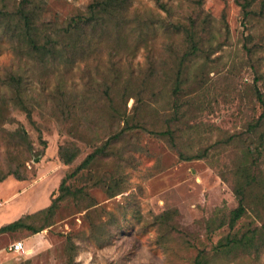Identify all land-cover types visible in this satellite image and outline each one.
<instances>
[{"label": "rangeland", "instance_id": "obj_1", "mask_svg": "<svg viewBox=\"0 0 264 264\" xmlns=\"http://www.w3.org/2000/svg\"><path fill=\"white\" fill-rule=\"evenodd\" d=\"M102 1L28 0L40 42L59 48L46 58L17 40L20 24L11 15L23 0H0V12L9 14L0 20V96L7 100L0 99V176L18 171L27 178L0 183V228L49 207L63 178L125 128L115 108L129 126L147 128L129 127L68 182L78 193L60 203L50 227L0 235V264H194L202 250L208 264H264V246L216 248L251 229L264 238V107L255 93L264 94L262 0L245 22L236 0H128L95 31L70 38V20L88 17ZM109 10L94 14L101 20ZM192 22L204 40L182 65ZM179 68L182 90L175 94ZM13 73L30 83L24 97L32 121L15 106L14 92L3 91ZM167 130L174 144L149 133ZM62 145L78 153L70 165L59 157ZM256 148L262 151L250 152L253 159L247 151ZM245 165L260 176L247 189L246 214L231 227ZM165 212L175 230L155 225ZM15 241L27 252H8Z\"/></svg>", "mask_w": 264, "mask_h": 264}, {"label": "trees", "instance_id": "obj_2", "mask_svg": "<svg viewBox=\"0 0 264 264\" xmlns=\"http://www.w3.org/2000/svg\"><path fill=\"white\" fill-rule=\"evenodd\" d=\"M259 0H236L238 5L240 6L242 13H243V21L250 20L255 12L253 10L254 4ZM128 0H103L102 2H97L92 7L91 14L88 17L84 16H78L77 18H72L69 22V26L67 28V35L70 38H73V36H81L86 33L87 30L95 31L98 25H100L102 22H104L107 18L105 15L108 16H114L117 12H123L126 9ZM29 3L28 0H23L21 3V6H19L16 10V14L11 15V20L15 21L16 23L20 24V27L16 26L14 29L16 32V37L18 41H27L28 47L30 51L33 53V55L40 56L43 55L46 58L52 57L53 54L59 49L56 47L52 48H46V44H42L40 42L39 38V32L36 27V23L33 20V14L30 12L29 8L26 6ZM261 5V12L264 11V0L260 2ZM99 8L103 9H110L107 13H104L102 16V19L99 20L95 16L94 13L96 11H99ZM8 13H2L0 12V20H3L4 18L8 17ZM3 18V19H2ZM204 34L205 32L200 31L195 23H191L190 27L185 28V36L188 40V43L190 45V51L189 53H186L182 60L181 64L184 65V63L193 55L197 54L201 50V45L204 40ZM122 78V75H119V79ZM27 83L28 86H30L29 81L26 82L24 77L17 73L10 74L4 83L3 91L6 94H9L11 92H14L13 101L15 106L20 107V110L23 111L29 121H32V110L27 105L26 98V91H27ZM183 83V70L181 68L178 69L177 76L175 78V94H179L182 90ZM123 88H129L128 81L125 83ZM126 89L123 91L122 94ZM255 93L257 96L258 101L263 105L264 107V94L260 91V89L255 88ZM8 97V95H7ZM130 98H133L132 96L128 95L124 99V108H127V102ZM2 104H6V96L1 95L0 96ZM115 102L112 100V105L114 106ZM115 107V106H114ZM179 110V109H178ZM113 113H115V116H119L120 120L126 124L125 128L121 129L120 131L116 132L113 135H110L107 140L105 141L104 145L97 148L93 153H91L83 162L80 164L74 172L67 174L63 180L60 183L59 186V195L53 198V201L51 205L45 209L40 210L37 213L28 215L24 218H20L19 220L12 222L10 224L4 225L0 228V235L10 232H17L21 230H28L32 232L33 234H38L42 232L43 230L47 229L51 226L52 220L54 216L56 215V212L60 206V203L66 200L69 197L74 196L76 191L72 190L70 186L68 185V182L74 178L79 172H81L84 169L89 168L92 163L97 159L98 155L104 153L106 150L111 149L112 144L120 140L122 136L125 134V131L129 127H133V129H139V130H146L147 128L141 124V123H135L129 126L130 120L126 115V112L116 109L113 110ZM264 119V110L260 117V121ZM10 120H7L9 122ZM132 129V128H130ZM151 135L160 136V137H167V139L174 144V132L172 130L167 131H149ZM20 140L24 145H29L30 150H32V146L30 143V138L28 134L21 130L20 132ZM261 148H256V150L248 149L247 154H249L254 159L255 154L251 153H261ZM251 152V153H250ZM207 154L206 152L199 154L198 159H201L202 157H205ZM78 156L77 152H71L66 146L62 145L59 149V157L63 161L65 165H70L74 162L76 157ZM188 159V158H187ZM243 176L245 183L243 185H239L236 189V196L238 198V207L231 212V218H230V226L232 227L235 222L240 220L247 212V206H246V192L247 189L251 188L253 184L257 183L258 178L260 175L258 174H252L249 172V169L246 168V165L243 166ZM13 176L18 181H25L27 178L23 175H21L18 171H12L5 175L0 176V183L4 182L8 177ZM80 192V191H79ZM258 215V213L256 214ZM33 220L34 222H31ZM35 220H38L41 222L39 226L36 225ZM172 221V213L165 212L159 216H156L155 218V225L160 228H169L170 230H175L174 226L171 224ZM258 231L257 229H251V231H248L247 233H244L240 236L234 234H230L225 238L224 241L219 242V244L216 246L218 251L221 250H260L261 247L264 246V238L260 236V239L257 238ZM208 256L205 250H202L198 256L195 258L194 264H208Z\"/></svg>", "mask_w": 264, "mask_h": 264}, {"label": "built area", "instance_id": "obj_3", "mask_svg": "<svg viewBox=\"0 0 264 264\" xmlns=\"http://www.w3.org/2000/svg\"><path fill=\"white\" fill-rule=\"evenodd\" d=\"M7 249L8 252H12L20 255L27 252L23 241H15Z\"/></svg>", "mask_w": 264, "mask_h": 264}, {"label": "crops", "instance_id": "obj_4", "mask_svg": "<svg viewBox=\"0 0 264 264\" xmlns=\"http://www.w3.org/2000/svg\"><path fill=\"white\" fill-rule=\"evenodd\" d=\"M8 250V249H7Z\"/></svg>", "mask_w": 264, "mask_h": 264}]
</instances>
